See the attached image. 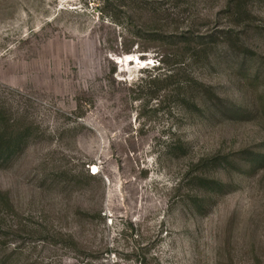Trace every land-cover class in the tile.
I'll use <instances>...</instances> for the list:
<instances>
[{"label": "rangeland", "instance_id": "rangeland-1", "mask_svg": "<svg viewBox=\"0 0 264 264\" xmlns=\"http://www.w3.org/2000/svg\"><path fill=\"white\" fill-rule=\"evenodd\" d=\"M128 1L0 0V132L25 136L0 163V264H264V166L241 170L264 151V0L223 71L175 64L173 37L228 29L227 0ZM168 54L182 96L141 81Z\"/></svg>", "mask_w": 264, "mask_h": 264}, {"label": "trees", "instance_id": "trees-1", "mask_svg": "<svg viewBox=\"0 0 264 264\" xmlns=\"http://www.w3.org/2000/svg\"><path fill=\"white\" fill-rule=\"evenodd\" d=\"M128 2L129 5L127 6H132L133 8L144 7L145 4L147 5L144 0H129ZM256 2V0H227L224 8V14L226 18L230 20L229 26L228 29L219 32L217 35L208 34L200 36L195 35V33H188L187 36L175 35V37L173 38L176 39V43L184 48L183 52L176 56L175 64L181 66L182 63H185L186 60H188L194 65L200 67H206L210 64H215L218 65L221 71H223L227 68V65H223L225 61L223 57H227L229 54L235 55L238 58L247 55L246 52L249 51L250 48L247 46V44L244 43L242 35H244L245 32H248L249 28H251L252 21L250 18L253 17L254 13L251 7ZM245 23L248 24L246 25V27H244L243 25ZM240 26L243 27L242 31L238 30ZM240 32L242 34H240ZM162 42H164L165 46H171L170 41H165L162 39ZM126 52H130V50H127ZM168 56L169 54L164 55V57H162L160 60V64L166 66L162 68V70L164 71L160 75H149L147 78L150 80L149 83H147V79H142L141 81L143 83H146V86H148L149 89L155 87L160 82L165 83L166 86L158 87L159 90H166L172 86H175L173 92L176 93L177 96H182L183 93L180 91V89H184L186 87H180L181 85L179 82L172 83V80L175 77H178L181 73L179 74V70L175 69L174 66L168 67ZM184 59L185 61H183ZM235 68L236 69L234 70H237L235 74H238L239 76L240 67L235 66ZM152 77H155V79H152ZM195 83L197 84V86L199 85L203 89L201 94L203 96L202 104L204 105V110L207 113L211 114V111L214 109V101L222 103L224 99L217 97L212 88H207L203 85V83H200L198 80H196ZM194 91V89H191V92ZM262 96L260 97L261 99L259 101L258 106L255 108V110H257V113L254 109L253 111H241L243 106H236L234 111H236L237 113L241 111L240 114L243 116L246 115L248 112L249 114H251L255 111L254 115L252 116L253 119H264V96ZM217 106V108L221 109L223 108L224 104L222 103L220 106ZM24 138V134L18 132L16 133L15 131H7L4 129L0 132V163L2 161L11 160L13 157H15L18 153L21 152V150L25 147V145L23 144ZM173 147L174 154L185 150L183 142L179 145L176 144ZM210 162L220 163L217 158H213V160L211 161L208 159H202V161H199L198 166L206 168L210 164ZM227 164L228 166H231L229 162ZM259 166H264V151L249 157V159L242 160V175L248 176L250 174H253L256 171V168H258ZM199 187H209L211 192H217L218 190H220V188L225 187V185H223L220 181H212L208 178H203L200 176L197 177V180L194 183L195 189H199Z\"/></svg>", "mask_w": 264, "mask_h": 264}]
</instances>
